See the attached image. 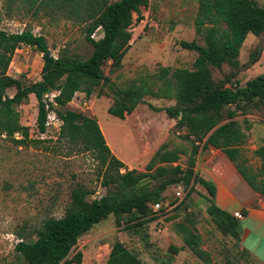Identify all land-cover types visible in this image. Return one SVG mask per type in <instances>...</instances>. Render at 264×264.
<instances>
[{
    "label": "trees",
    "instance_id": "16d2710c",
    "mask_svg": "<svg viewBox=\"0 0 264 264\" xmlns=\"http://www.w3.org/2000/svg\"><path fill=\"white\" fill-rule=\"evenodd\" d=\"M27 1L28 7L36 14L45 12L53 16L60 13L67 20L81 25L85 40L93 51L87 58L73 56L68 50L55 57L43 34H36L29 28L13 33L2 29L0 12V134L18 144L38 146L45 142L30 137V128L22 125L16 105L28 102L34 94L38 100V130L44 132L47 112L42 102L43 94L61 88V95L57 97V113L63 124L58 139L66 141L78 152L94 153L107 193L90 199L91 190L83 184L75 186L62 216L46 217L27 233L17 231L19 258L25 264H80L83 258L81 251L69 256L79 239L96 224L114 215L118 225L123 221L139 220L131 227H141L152 220L150 203L163 200L170 185L183 182L186 189L192 183L191 188L199 184L207 190V212L216 226L237 240L243 255L258 261L251 251L242 247L239 219L216 204V185L195 171L198 146L193 148L186 167L173 165L181 158V151L162 144L147 163L146 171L129 169L112 153L97 118L67 105L76 92H85L90 97L99 85L112 86L113 102L108 111L122 120L145 102L146 95L175 99L176 104L163 109L170 118L177 120V129L187 130L185 139L192 143L203 142L204 148L213 146L223 151L249 185L264 195V144L255 150L261 166L254 170L240 148L247 135L234 119L240 110L246 113L251 107L264 103V71L244 84L239 80L232 83L236 72L221 80L214 77V69H222L226 64L236 70L240 68L239 55L247 36L264 33V6L255 0H199L194 23L204 44L196 40L180 41L183 48L198 53L193 66L162 67L157 77L162 82L161 86L153 90L147 86V81H142L146 78L126 88L115 87L103 69L107 62L111 72L122 67L130 48L134 13L138 14L136 20L143 19L141 8L147 7L150 0H24ZM99 28L103 36L95 39L93 34ZM21 45L30 46L42 54L41 77L35 82L25 83L21 78L8 74L13 54ZM261 50L260 46L253 50L252 63L259 60ZM10 88L16 89L13 95L8 94ZM17 133H21L20 138L16 137ZM149 177L159 180L152 189L146 185ZM177 227L185 247L205 264H217L212 253L202 247V235L194 224L185 220ZM105 264L146 263L124 242L117 240Z\"/></svg>",
    "mask_w": 264,
    "mask_h": 264
},
{
    "label": "rangeland",
    "instance_id": "374dc122",
    "mask_svg": "<svg viewBox=\"0 0 264 264\" xmlns=\"http://www.w3.org/2000/svg\"><path fill=\"white\" fill-rule=\"evenodd\" d=\"M255 1L264 6V0ZM198 2L150 0L147 7L141 8L143 19L136 20L138 14L134 13L135 20L130 28L133 43L123 59L122 67L111 72L109 62L103 66L115 87L126 88L146 78L142 81H147L150 89L157 90L162 83L157 78L162 67L193 66L198 53L183 48L180 41L196 40L204 44L203 38L195 30ZM0 12L2 29L13 33L29 28L36 34H43L57 56L63 50H68L73 56L87 58L93 51V47L85 40L83 27L67 20L60 13L53 16L45 12L36 14L28 7V1L24 0H0ZM102 36L101 28L93 34L95 39ZM259 46L262 49L261 56L256 63H252L251 53ZM239 60L241 66L238 70L227 64L222 69H214L215 79L221 80L236 72L232 83L239 80L244 84L262 73L264 33L260 36H247ZM42 66L41 53L30 46L21 45L13 54L8 74L21 78L25 83H32L40 79ZM15 91V88H10L8 94L13 95ZM112 94V86L99 85L89 97L91 100L88 108L79 107L75 102H70L67 107L95 116L106 129L109 138L119 142V148L121 146L126 155H141L148 151V161L143 160L132 169L146 171L145 167L154 155L149 156V151L162 144H166L169 149L181 151V158L173 165L180 164L182 167H186L195 146L199 147L196 160L200 161L208 153L203 142L192 143L186 140L187 130L177 129V120L170 118L163 109L176 104L175 99L146 95L145 102L139 104L134 114L122 120L108 111L113 102ZM16 110L22 125L30 128V137L45 142L38 146L18 144L0 134V264H25L16 251L19 241L17 231L27 233L46 217L62 216L75 186L83 184L91 190L90 199L107 193V188L102 185L101 167L94 153L78 152L66 141L59 140L61 125L50 127L44 136L39 132L38 100L34 94L28 102L16 105ZM239 112L234 119L241 124L247 135L240 148L253 169L258 170L261 159L255 150L264 144V103L251 107L246 113L241 110ZM133 127L134 130H131ZM16 137L20 138L21 133H17ZM191 139L195 137L191 136ZM210 149L217 150L213 146ZM158 183L159 180L150 177L146 180V185L151 189ZM192 186V183L187 186L182 199H173L174 188L170 185L164 197L171 201V207L158 213L152 211V220L141 227H131L139 220L123 221L118 225L115 216L110 215L79 239L69 257L81 251L83 258L80 264H105L112 245L120 240L146 264H205L184 245L177 224L186 220L197 227L202 235V247L212 253L215 263L260 264L243 255L239 244H236L237 240L225 235L216 226L207 212V190L199 184L194 188Z\"/></svg>",
    "mask_w": 264,
    "mask_h": 264
},
{
    "label": "crops",
    "instance_id": "0c3cea01",
    "mask_svg": "<svg viewBox=\"0 0 264 264\" xmlns=\"http://www.w3.org/2000/svg\"><path fill=\"white\" fill-rule=\"evenodd\" d=\"M84 94L86 93L79 91L75 93V96ZM71 102L77 104V100L74 98ZM134 111L131 114H134ZM98 123L112 153L129 169H132L135 164L139 165L143 160L148 161V151L141 155L139 153L126 155L124 149L121 146L119 148V142H113L106 129L99 121ZM131 130H134V127ZM131 132L133 133V131ZM207 149L208 153L200 161L196 160L195 170L216 185L215 201L220 208L232 215L236 211L242 213L243 217L239 219V221L241 220L242 247L251 251L260 264H264V195L256 192L249 185L233 161L223 151L210 149V146ZM157 150L158 148L149 151V156L155 154ZM200 153L203 154V152Z\"/></svg>",
    "mask_w": 264,
    "mask_h": 264
},
{
    "label": "built area",
    "instance_id": "2783aa9c",
    "mask_svg": "<svg viewBox=\"0 0 264 264\" xmlns=\"http://www.w3.org/2000/svg\"><path fill=\"white\" fill-rule=\"evenodd\" d=\"M131 43H133V40H130V44ZM54 56L57 57L55 53ZM61 92H62L61 88H54L43 94L42 102L45 105L47 116L45 123L46 130L44 132H40L42 136H44V134L50 127H55V124H58V126L61 125L60 128L62 127L63 120L60 118L59 114L57 113V108L59 107L57 97L61 95ZM74 99L77 100V104L79 107L88 108V106H90L89 105L90 99L86 94L76 95ZM173 188H174L173 199H182L185 195V189H186L184 183L178 182L173 186ZM170 204L171 201L169 199L164 198L163 200H160L158 202L150 203V206L154 212L158 213L168 210L171 207ZM233 215L237 219H241L243 217L240 211L234 212Z\"/></svg>",
    "mask_w": 264,
    "mask_h": 264
}]
</instances>
